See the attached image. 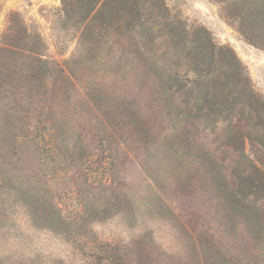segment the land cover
Returning a JSON list of instances; mask_svg holds the SVG:
<instances>
[{"label":"rangeland","instance_id":"1","mask_svg":"<svg viewBox=\"0 0 264 264\" xmlns=\"http://www.w3.org/2000/svg\"><path fill=\"white\" fill-rule=\"evenodd\" d=\"M61 7V0H0V41L11 33V25L19 30L21 21L29 32L42 35L50 60L73 73L55 85L51 78H29L24 66L23 76L6 78L0 90V264H97L102 261L96 257L105 258L102 252L109 257L120 253L103 264H209L202 254L212 237L224 242L241 264H264V200L258 203L255 226L244 212L229 213L220 182L211 179L217 166L233 189L243 161L226 145L223 125L185 120L177 125L184 138L175 142L174 122L164 116L157 99L156 66L144 64L134 51L122 60L125 53L118 47L91 56L78 47L80 33L58 29ZM168 7L230 47L264 98V50L238 32L230 18L231 2L169 0ZM170 64L164 62L175 72ZM174 90L173 106L183 110L187 96ZM101 133L113 144L110 181L86 185L81 166L84 160L93 161V142ZM43 135L46 145L55 142L43 150L56 153V165L42 151ZM66 145L71 153L64 160L60 154ZM18 180L28 185L32 201L37 195L44 197L43 203L64 210L68 206V212L78 203L88 213L101 210L95 219L83 215L80 234H86L89 247L79 240L65 241L54 210L52 221L34 220L29 210L14 204L11 182ZM100 223L106 224L97 227ZM196 241L203 243L199 249L194 248Z\"/></svg>","mask_w":264,"mask_h":264},{"label":"trees","instance_id":"2","mask_svg":"<svg viewBox=\"0 0 264 264\" xmlns=\"http://www.w3.org/2000/svg\"><path fill=\"white\" fill-rule=\"evenodd\" d=\"M168 1L61 0L58 29L80 33L78 47L86 52L88 50L91 56L96 57L100 50L107 49L109 52L118 47L123 50V54L125 53L122 60H128L127 52L134 51L137 53L136 58L144 60V64L146 62L154 64L156 67L152 66L153 71L156 78L160 79L157 99L164 116L174 122L171 124V130L176 132L175 142L180 143L184 138L178 133L180 130L177 125L183 126L185 120L190 121V124L201 120L221 123L226 145L238 151L243 163L237 165L236 184L233 189L217 166L211 179L220 182L223 202L229 213L244 212L247 217L250 216L253 225L257 226V214L261 211L258 203L264 200V98L254 89L246 68L235 52L230 47L216 43L205 27L189 25L179 14H173L168 7ZM223 1L232 3L230 18L238 32L248 43L264 50V0ZM20 25L19 30L11 25L9 28L11 33L0 41V90L7 84L6 78L12 80L22 77L24 66L29 68L26 73L29 74V78L41 80L51 78L55 85L58 78H71L73 76L71 70L66 74L63 67L47 56L42 35L29 32L21 21ZM165 61L176 67V71L167 70ZM179 68H182L183 72L182 70L178 72ZM179 78H187L188 83L181 84ZM175 87L181 95L187 96L183 110L176 111L173 106L177 93ZM42 137L44 143L45 136ZM104 138L101 133L100 137L95 139L93 161L84 164V160L81 166V177H84L83 183L86 185H94L98 181L107 184L110 181L108 175L113 164L111 157L113 144ZM54 143L41 145L44 155L50 153L45 152L43 148L53 146ZM191 143L195 149L192 154L195 155L196 142ZM60 145H56L57 150ZM85 147H81L80 151L85 150ZM41 148L38 147L37 150ZM68 148L66 145L65 153L60 154L64 160L71 153ZM70 148L74 151L77 149V152L79 150L76 145ZM55 155L56 153L46 157L49 164H57L52 157ZM40 165H43L41 159ZM27 186L23 180L11 182V200L14 204L21 205V210H29L34 220L52 221L54 210L57 216L56 223L63 228L61 235L65 234L63 235L65 241L79 240L80 245L89 247L86 234L80 233L84 221L95 219L101 210L88 213L85 212L86 206L78 203L74 210L68 212V206H65L64 210L58 205L43 203L44 197L37 195L32 201V197L28 198ZM83 215L86 216L85 220ZM105 224L96 225L103 227ZM51 226L56 227L53 224ZM71 226L75 227L76 233L72 234L74 230L70 228ZM255 232L258 233V230ZM212 239L213 243H207V250L202 254V258L208 259L209 264L243 262L238 259L239 256L231 253L224 242L213 237ZM198 243L201 246L203 244L202 241H196L194 248L199 249ZM115 249L121 250L117 246ZM102 253L105 254L100 256L105 258L96 257L98 261H102L97 264H103L120 255L117 253L109 257L106 252Z\"/></svg>","mask_w":264,"mask_h":264}]
</instances>
